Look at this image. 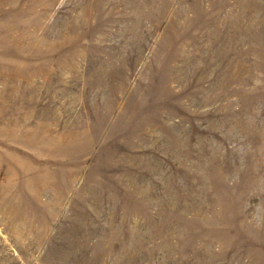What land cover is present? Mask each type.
Here are the masks:
<instances>
[{
	"label": "rangeland",
	"instance_id": "374dc122",
	"mask_svg": "<svg viewBox=\"0 0 264 264\" xmlns=\"http://www.w3.org/2000/svg\"><path fill=\"white\" fill-rule=\"evenodd\" d=\"M0 264H264V0H0Z\"/></svg>",
	"mask_w": 264,
	"mask_h": 264
}]
</instances>
